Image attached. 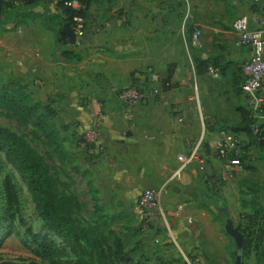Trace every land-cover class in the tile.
<instances>
[{
	"label": "crops",
	"instance_id": "obj_1",
	"mask_svg": "<svg viewBox=\"0 0 264 264\" xmlns=\"http://www.w3.org/2000/svg\"><path fill=\"white\" fill-rule=\"evenodd\" d=\"M4 1L0 70L36 103L48 107L50 123L61 127L62 139L75 140L97 106L108 114L91 163L81 161L88 174L100 179L94 189L109 193L100 197L102 204L117 206L145 188L162 189L160 201L167 215L194 217L189 207L198 201L191 193L197 174L222 171L224 159L216 155L221 131L235 133L244 146L250 144L238 110L249 103L241 82L239 92L234 83L235 77L243 78L240 65L249 57V46H236L234 40L228 45L220 24L203 25V50L192 56L177 0H90L86 35L75 45L60 42L45 23L48 14L60 12L59 0L14 8ZM234 1L246 4L242 15L251 28H258L264 1ZM72 50L77 58L69 53ZM139 82L151 83L161 93L123 108L119 92ZM193 152L195 158L183 165L180 157ZM107 198L120 202L108 203Z\"/></svg>",
	"mask_w": 264,
	"mask_h": 264
},
{
	"label": "rangeland",
	"instance_id": "obj_2",
	"mask_svg": "<svg viewBox=\"0 0 264 264\" xmlns=\"http://www.w3.org/2000/svg\"><path fill=\"white\" fill-rule=\"evenodd\" d=\"M177 1V7L182 8L181 16L185 21V34L192 56L201 55L203 50L202 34L197 44L190 42L194 31L202 29L203 25L220 24L229 37L227 44L230 45L235 40L233 22L245 13L246 4L234 0ZM69 53L77 58V53L73 50ZM215 57L219 58L220 55ZM149 86L154 87L151 83ZM12 90L32 98L24 87H18L0 70V126L25 138L45 157L52 174L61 182L62 192L75 196L79 201L75 216L82 221L91 236L98 239L109 264H188L186 258L193 264H234L237 246L235 239L226 231L227 218L234 221L235 227L248 242L243 264H264V244L258 242L257 238L261 226L250 222L247 217L251 213L247 206L250 201H258L264 205V149L248 146L244 152L249 168L228 178H223L227 169L225 160L220 163L222 171H218L219 173L214 172L210 176L199 172L196 176L197 186L191 190L198 201L189 207L194 217H172L166 214L169 228L162 221L148 231H142L137 226L138 220L133 212L135 197L130 202L117 206L102 204L100 197L108 195V191L105 188L95 190L99 177L88 174V168L84 170L85 166L81 161L86 159L91 163L94 149H99V146L81 147V134L75 136V140L69 137L65 141L59 129L61 127L50 123L51 111L48 107L40 104L41 108L35 110L26 103L33 117L37 118L34 119L17 105L16 99L19 96ZM245 102L249 103L247 97ZM205 105L209 109L213 108L210 100H206ZM107 199L108 203L120 202L116 198ZM162 207L165 211L163 202ZM199 210L205 214H197ZM28 228L35 233L48 235L56 243L60 253L54 263L42 254L39 246L27 233ZM0 264H84L68 244L44 225L33 193L2 150Z\"/></svg>",
	"mask_w": 264,
	"mask_h": 264
},
{
	"label": "trees",
	"instance_id": "obj_3",
	"mask_svg": "<svg viewBox=\"0 0 264 264\" xmlns=\"http://www.w3.org/2000/svg\"><path fill=\"white\" fill-rule=\"evenodd\" d=\"M66 1L70 0H59L58 6L60 12L48 14L45 19L47 27L64 44H68L69 41L68 37L62 33V28L67 23L72 26L73 17L76 14H81L86 18V9L90 2V0H78L83 7L76 9L67 6L65 4ZM39 2L40 0H8L7 6L14 8L17 4L35 5ZM216 65L217 63H213V66ZM241 80L242 76H237L234 79L235 88L238 92L240 91ZM12 92L19 96L16 99L17 105L32 117V111L26 103L31 105L32 109L37 110L41 108V105L28 95H21L17 90H12ZM238 110L243 119L241 129L250 137V144L242 146L243 153L241 155L243 166L247 169L249 165L246 163L247 156L244 152L245 149H248V146L251 145L261 150L264 149V120L255 117L253 111L248 106L239 107ZM33 118L35 119L36 117ZM255 126H258L257 132H255ZM0 150L5 153L9 163L20 173L33 193L40 216L48 230L58 235L68 244L78 259L84 264H109L105 251L98 239L92 237L82 221L75 216L79 208V201L75 196L62 192L61 182L52 174L50 164L45 157L35 150L25 138L1 126ZM247 206L251 209V213L247 215L250 222L261 226L260 234L257 236L258 242L264 244V205L252 200ZM27 233L39 246L42 254L50 262L54 263L59 256L60 250L53 239L48 235L35 233L30 228L27 229ZM247 247L248 242L246 241L245 248Z\"/></svg>",
	"mask_w": 264,
	"mask_h": 264
},
{
	"label": "built area",
	"instance_id": "obj_4",
	"mask_svg": "<svg viewBox=\"0 0 264 264\" xmlns=\"http://www.w3.org/2000/svg\"><path fill=\"white\" fill-rule=\"evenodd\" d=\"M246 3H258L264 0H242ZM67 6L79 9L83 6L78 0L66 1ZM77 40L86 35V18L81 14L73 17L72 25ZM235 30L236 46H249L250 54L248 59L240 65L243 78L241 89L249 102V108L254 116L264 120V18L260 21L258 28H251L249 18L246 15L237 17L233 22ZM201 35V30L196 29L191 37V44H197ZM166 87L169 83L165 84ZM161 93V88L150 87L138 83L131 84L123 88L118 94V101L123 108H132L148 96H157ZM108 114L101 106H97L89 125L81 132L79 145L81 147L100 146L102 128ZM258 126H255V132ZM243 153L242 144L238 136L230 131L222 130L221 137L216 142V155L227 163V169L223 178H228L233 174L244 170L241 160ZM195 158V152L191 153L183 160V165L190 163ZM162 189L145 188L134 198V211L137 217V226L142 231H148L151 227L157 226L162 221L169 228L166 213L161 205L160 193ZM186 258V256H185ZM188 264H193L186 258Z\"/></svg>",
	"mask_w": 264,
	"mask_h": 264
},
{
	"label": "water",
	"instance_id": "obj_5",
	"mask_svg": "<svg viewBox=\"0 0 264 264\" xmlns=\"http://www.w3.org/2000/svg\"><path fill=\"white\" fill-rule=\"evenodd\" d=\"M4 0H0V16L2 14ZM62 33L68 37V41L71 45H75L77 43V36L70 24H65L62 28ZM226 231L229 235H231L236 242V251H235V263L234 264H243L244 262V254H245V246L246 240L243 234L235 227L234 221L231 218H227L226 220Z\"/></svg>",
	"mask_w": 264,
	"mask_h": 264
}]
</instances>
